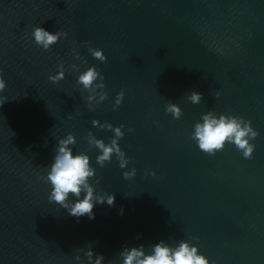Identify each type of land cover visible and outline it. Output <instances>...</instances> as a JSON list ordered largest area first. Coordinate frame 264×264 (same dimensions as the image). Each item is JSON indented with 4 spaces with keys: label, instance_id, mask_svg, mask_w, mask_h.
Instances as JSON below:
<instances>
[{
    "label": "water",
    "instance_id": "1",
    "mask_svg": "<svg viewBox=\"0 0 264 264\" xmlns=\"http://www.w3.org/2000/svg\"><path fill=\"white\" fill-rule=\"evenodd\" d=\"M36 26L67 38L43 51ZM61 63L54 84L48 76ZM73 64L104 76L107 98L91 111ZM0 76V264H77V255L87 264L88 247L118 264L124 246L182 239L209 264H264V0H0ZM193 91L197 104L187 100ZM208 111L251 122V158L227 143L215 155L197 148L192 127ZM93 119L124 125L126 169L115 155L95 164L88 132L106 143L113 133ZM68 133L96 168V190L115 196L94 207V219L47 199L43 177Z\"/></svg>",
    "mask_w": 264,
    "mask_h": 264
},
{
    "label": "clouds",
    "instance_id": "2",
    "mask_svg": "<svg viewBox=\"0 0 264 264\" xmlns=\"http://www.w3.org/2000/svg\"><path fill=\"white\" fill-rule=\"evenodd\" d=\"M31 37L33 42L43 51H48L61 38H67L66 32H51L44 27L36 26L32 29ZM94 59L105 62L107 57L102 49L88 48ZM74 58L81 59L78 52L73 49ZM78 71L77 65L71 66ZM64 78L63 64L57 66V73L49 75L52 83H57ZM76 84L81 92H87L85 97L87 108L93 110L94 103H100L107 98L104 91V76L92 65L84 71H78ZM6 87V82L0 76V92ZM124 93L116 94L113 108L115 109L122 102ZM219 97V92L215 94ZM202 94L196 91L188 95L187 100L193 104L201 101ZM2 106V105H0ZM165 111L170 113L173 119H179L181 108L177 104L169 103ZM72 117L69 116L68 119ZM93 127H100L110 130L113 135L106 143L103 139L96 138L91 131L86 136L87 144L97 150L95 164L103 167L106 162H111L115 155L120 169H126L129 158L120 148L119 141L123 138L124 125L114 126L109 122L100 124L96 119L91 121ZM129 132L134 129L129 128ZM259 133L251 126V122L242 116L216 113L208 111L203 113L200 119L193 125L190 138L197 148L208 154L215 155L222 151L225 144L233 145L245 159L252 156L255 145L251 143ZM76 144V137L72 133L58 138L55 153L48 165L44 181L49 185L48 201L55 203L66 210L73 217L87 216L94 219L93 209L98 204L112 206L115 196L108 192H98L93 179L96 176V168L91 163L87 152H75L73 146ZM124 179H130L136 174V169L131 168L123 171ZM96 183H99L97 180ZM122 212V210H121ZM87 264H104V256L94 253L92 247L83 252ZM77 264H82L81 256L75 257ZM118 264H209V260L201 253L195 244L187 240H180L169 244L165 240H159L146 248L143 244L138 246H124L118 254Z\"/></svg>",
    "mask_w": 264,
    "mask_h": 264
}]
</instances>
